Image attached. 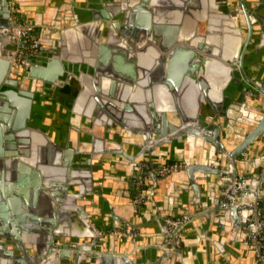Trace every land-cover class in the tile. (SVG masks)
<instances>
[{
  "label": "crops",
  "instance_id": "obj_1",
  "mask_svg": "<svg viewBox=\"0 0 264 264\" xmlns=\"http://www.w3.org/2000/svg\"><path fill=\"white\" fill-rule=\"evenodd\" d=\"M10 1L18 6L23 15L21 20L49 26L40 27L35 32L39 45L46 52H51L53 48L52 35L55 33L76 30L84 23L112 25L115 21L114 17L108 20L93 19L89 7L91 0ZM161 2L157 6L155 0L148 1L149 17L144 18L143 12L134 10L135 22L140 25L149 23L160 32L156 40H146L142 47L169 45L174 26L193 24L190 20L195 21L199 4L203 0ZM244 2L252 28L244 61L246 71L264 89V0ZM180 3H183L182 6ZM206 3L214 10L230 12H227L230 18L227 15L224 18L225 22H229L226 25L228 29L234 26L233 23L243 26L241 37L233 29L222 30L225 25L219 26L220 50H235L236 54L239 53V48L243 47L247 38L246 19L240 3L236 0H206ZM154 7L157 10H153ZM236 9L234 15L233 10ZM19 12L16 11L18 15ZM73 35L72 40H77L82 33L75 31ZM123 43L133 47V51L125 49V45L120 42L108 43L96 33L90 49L70 51L66 59H59L61 63L73 68H80L83 59L92 60L98 70L95 75H88L92 78V87L85 84L83 77L86 73L79 70H66L52 82L43 76L33 78L22 74L14 77V88L19 90L18 98L31 94L28 123L36 131L24 137L26 143L20 149L24 152L23 157L39 164L40 160L60 157L66 153L73 157L68 172L76 173L69 177L75 183L74 193H79L76 200L64 204V208L50 202L36 201L33 204L35 214L51 218L64 232L72 230L91 233L92 223L108 234H112V230L129 231L136 238L138 246L134 251H126V243L119 241V251H150L146 258L143 256L140 259L141 264H257L252 246L245 236V227H237L235 218L225 217L218 221L205 218L200 213L183 230L184 252L179 261H173L172 258L156 260L154 252L162 249L155 241L164 235L160 223L164 215L180 214L192 207H200L196 197L199 199L205 196L208 200V195L218 188L223 178L217 172L201 170H193L190 176L186 162L207 163L223 169L227 154L219 151L217 145L222 143L224 149L231 152L241 144L243 138L258 125L257 120L264 118V93L250 95L251 86L244 92L247 84L239 70L235 71V75L240 80L231 81V85L219 92L222 74L217 68H212L203 76L206 91L201 88H185L187 75L181 74V70L187 62L180 58L173 61L179 75L169 74L167 70L158 75L154 68L140 74L135 53L146 48H135L136 45L130 41ZM169 63L168 54L167 65ZM34 66L38 69L41 67L38 64ZM193 80L198 84L196 77ZM177 82L178 86L175 85ZM196 91L197 94H194ZM171 103L173 107L166 106ZM9 108L11 111H19L16 107ZM181 110L190 112V122L194 120L192 112L205 113L211 119L208 123H216L220 128V140L215 143L214 134L208 132L203 137H180L173 134L175 131L172 128L183 123ZM11 111L6 113L8 117ZM112 111L120 114L112 118L109 115ZM162 128L166 129L167 140L161 148L153 150L142 146L144 132L151 134L150 140L157 139L162 136ZM20 157L18 154L11 157L9 165L4 157L0 167V232L3 233L0 238L5 239L0 241V264H13L14 256L22 253L21 244L25 245V249H32L34 243L31 239L41 235L36 227L24 226L35 224L32 214L26 212L30 207L28 201L21 194L20 201L11 200V197L14 199L18 194L11 190L12 183L6 177L16 175L18 179L23 178L24 173L20 167L26 163ZM235 160L242 175L251 181L257 180L264 165V130ZM174 161L183 167L165 176L148 174L144 178L146 199L142 205L135 204L139 166L146 164L154 169ZM259 194L264 217V183ZM212 201L213 204L204 211L222 210L215 204L216 200ZM11 222L19 224L13 229ZM16 238L20 239V244ZM69 264L80 263L75 261Z\"/></svg>",
  "mask_w": 264,
  "mask_h": 264
},
{
  "label": "water",
  "instance_id": "obj_2",
  "mask_svg": "<svg viewBox=\"0 0 264 264\" xmlns=\"http://www.w3.org/2000/svg\"><path fill=\"white\" fill-rule=\"evenodd\" d=\"M140 1V2H139ZM148 1L149 0H91L89 5L91 9V15L93 19L98 18L110 19L115 18L112 25H106L102 23L82 25L76 30H69L65 33H55L52 35L54 38L53 48L51 52L44 50L41 47L38 54L27 55L23 63H11L10 58L14 53L16 46L15 41L11 37L10 30L12 28V21L10 19L11 14L18 11V6L13 5L10 0H0V167L3 163V158L6 157L7 165L12 162L10 159L13 156L20 155L21 159L26 165L20 167L23 171V178L18 179L14 176H7L9 183H12L11 190L16 191L18 196L11 197V200L20 201L19 194H21L26 201L30 204L27 213L32 214L35 224H24L25 227H36L40 231V236L37 239H31L34 243L32 249H25V245L21 244L20 249L22 253L14 256L13 264H69L71 262H79L80 264H89L91 262H97L101 264H141L140 259L143 256L146 258L150 254V251H136L135 253H126L129 249L136 248L138 246L135 237H132L129 231L123 234H108L106 231L99 230L93 223L91 226V233L85 231H62L59 229L55 222L48 217L35 214L36 210L33 204L36 201L50 202L58 207L64 208V204L72 203L79 196L78 192L73 191V185L75 183L70 180L71 175H76L74 172H68L70 165L72 164V155L66 153L60 157H49L44 160H40L39 164L32 162L24 156V152L21 147L25 146V136L33 135L36 133L30 123V111H28L31 105V94H26L25 98H18L19 90L14 88L16 83L15 76L27 74L30 77H45L49 82L54 81L60 75L64 74L66 70L82 71L86 73L83 79L86 85L92 87V78L88 75H95L98 70L95 68L94 62L90 59H83L80 68H73L61 63L60 58L66 59L67 52H80L82 48L90 49L92 47V39L95 34L101 35L102 39L108 43L115 44L123 41H130L135 44V48H146L136 52L138 57V71L140 74L147 71V69H153L158 75L163 74L166 70L168 73H176L179 75L177 68L173 66V61L181 59L187 62V65L181 70V74L187 75V84L185 88H201L206 91V85L204 83L203 76L212 68H217L222 74L220 80L219 92H223L225 87L231 85L233 81H239V77L235 75V71L239 70L242 79L247 86L243 91L248 90V86L257 88L264 93V89L258 85L256 80H253L248 76L245 65V56L248 48V44L252 35L251 22L248 13L245 8L244 0H236L240 3V7L243 11L246 19L247 26V38L242 48H239V53L236 54L235 50H220L218 43V33L222 30H232L238 36L243 34V26H232L231 29L226 27L227 23L224 18L227 15L230 18L229 12H223L222 10H214L207 6L206 0H203L199 4V12L195 15V21L187 24L184 27L174 26L172 32V40L169 45L166 46H154L142 47V44L146 40H156L160 35V32L156 28H152L149 23L142 25L135 22L134 12L144 13L149 17L148 13ZM154 1V0H153ZM189 1V0H187ZM139 2V4H138ZM157 6L161 5V0H155ZM137 3V5H136ZM183 3H180L182 6ZM188 2L187 7L189 8ZM135 10V11H134ZM155 9V7L153 8ZM158 10L160 11L159 7ZM237 12L233 10L235 15ZM142 13V14H143ZM148 13V14H147ZM154 13H157L156 11ZM19 18H22V14L19 12ZM223 19V21H222ZM234 22V21H233ZM221 27L219 28V26ZM96 29V30H95ZM78 31L82 35L76 40H72L73 33ZM125 45V44H124ZM126 46V45H125ZM123 46L128 51L133 47ZM133 51V50H132ZM228 51V52H227ZM169 54L170 63L167 65V55ZM38 64L41 66L39 69L34 66ZM83 76V75H82ZM176 77V76H175ZM198 79V84L195 83L193 78ZM178 80L181 78H177ZM232 81V82H231ZM231 83V84H230ZM178 86V82L175 83ZM172 87V85H169ZM172 89V88H171ZM22 93V92H21ZM197 94V91L194 93ZM22 95H24L22 93ZM222 98L220 103L222 104ZM172 103L166 106L173 107ZM9 106L19 108V111H11ZM12 112L11 116H7L6 113ZM111 111V110H110ZM14 112V113H13ZM183 123L177 127H173V134L180 137H192L201 136L208 132L214 134L213 136L217 140H220V128L218 125L208 123L211 119L206 117L203 112H192L193 121H189L190 112L181 110ZM120 113L118 111H112L109 113L112 118H115ZM258 125L254 127L244 138L241 144L233 151H227L224 149L223 144L217 145L219 151H224L227 154L226 165L223 169L220 167H212L211 165L187 163V172L191 176L193 170L217 172L223 175L222 180L219 182V186L214 192L208 195L209 199H205V196H201L199 199L196 197V202H200V207H192L180 214L164 215L161 220V229L164 233L163 237L158 241L159 244L163 243L168 236V228L166 220L169 217H182L190 216L192 220L204 214L205 218L223 220V218L236 220L237 227H245L247 217L252 212L253 197L242 194L237 191V180H242L247 183H256L261 178V173L256 181L247 179L240 173V170L236 164V157L251 144L264 130V118L257 120ZM211 122V121H210ZM209 124V125H208ZM148 128V127H147ZM162 136L151 140L150 133H143L144 142L142 146L148 149H159L166 143L167 135L166 129H160ZM19 149V150H18ZM152 150V151H153ZM18 152V153H16ZM70 154V153H69ZM152 159V158H151ZM222 159H220L221 161ZM147 161H149L147 159ZM206 162V161H205ZM154 175V174H153ZM11 181H15L14 183ZM264 183V181H263ZM21 186V187H20ZM15 188V189H14ZM216 192V193H215ZM74 195V196H73ZM216 200V205H219L224 200H229L233 205L226 209H211L204 211L212 205ZM196 214V215H195ZM239 214V216H238ZM11 220L13 219L10 218ZM18 222H11V226L14 229ZM0 234H3L0 232ZM184 231L181 234V240L183 239ZM245 236L248 239L249 235L245 231ZM1 239L0 241H4ZM20 244V239H15ZM119 241L126 243L125 253L119 251ZM110 246V247H108ZM253 249V248H252ZM184 248L179 250H173L171 248H162L155 251L156 260H168L170 258L177 261L183 256ZM254 252V250H253ZM11 254V253H9ZM255 254V252H254ZM256 257V255H255ZM257 261V258H256ZM258 264V262H257Z\"/></svg>",
  "mask_w": 264,
  "mask_h": 264
},
{
  "label": "built area",
  "instance_id": "obj_3",
  "mask_svg": "<svg viewBox=\"0 0 264 264\" xmlns=\"http://www.w3.org/2000/svg\"><path fill=\"white\" fill-rule=\"evenodd\" d=\"M12 21V28L10 30L11 37L15 41L16 46L14 53L10 58L11 63H23L27 55H36L39 52L40 45L36 38L35 32L40 27H49L45 24H35L23 21L19 15L14 12L10 17ZM108 22V21H107ZM110 22V21H109ZM262 91L251 87L249 94L258 95ZM183 165L178 161L166 163L158 168H150L146 164L139 166V174L136 180V191L134 203L142 205L146 199V189L144 188V178L148 174H155L159 176L168 175L174 171L181 169ZM264 181V165L261 170V178L256 183H247L242 180H237V191L253 197L252 212L247 217L245 230L249 235V242L255 252L258 264H264V217L260 208V194L259 190ZM233 205L229 200H224L219 204L220 208L226 209ZM192 221L190 216L169 217L166 220L168 228V236L165 241L158 246L160 248H171L179 250L182 247L181 234L185 227ZM112 234L125 233L121 230H112Z\"/></svg>",
  "mask_w": 264,
  "mask_h": 264
}]
</instances>
